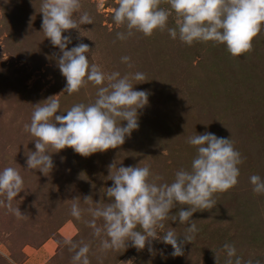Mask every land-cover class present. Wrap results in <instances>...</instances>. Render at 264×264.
I'll use <instances>...</instances> for the list:
<instances>
[{"label": "rangeland", "instance_id": "374dc122", "mask_svg": "<svg viewBox=\"0 0 264 264\" xmlns=\"http://www.w3.org/2000/svg\"><path fill=\"white\" fill-rule=\"evenodd\" d=\"M119 0H81V11L92 17V25L69 30L72 43L90 46V63L105 72L142 71L146 81L134 85L150 91L149 104L140 113V127L116 149L89 157L65 148L54 153V169L42 174L25 169L26 155L34 151L33 137L24 125L30 123L34 104L59 94L66 79L56 59L59 49L42 32L41 0H0V170L16 167L24 178V189L14 198L12 209L0 195V264H72L66 241L90 243V264H226L224 244L236 248L241 264H264V193H255L250 176L264 178V27L253 39L252 49L232 56L225 45L194 41L188 45L173 39L167 28L151 36L127 32L112 15ZM169 8L167 0L159 5ZM175 14L168 27H175ZM130 56L129 69L121 62ZM96 87L89 82L72 94L56 99L61 112L74 104L93 102ZM205 131L230 138L241 154L238 183L214 193L216 206L193 214L199 231L184 244L183 255L153 241L147 246L102 251L99 238L85 223L71 215L72 198L91 195L106 201L108 165H148L162 181L171 182L175 171L190 168L196 155L188 137ZM178 136V137H177ZM180 206L172 210L175 214ZM182 207V206H181ZM187 207V206H184ZM228 221V222H223ZM187 225L167 221L183 235ZM163 233L161 232V235ZM236 257H232L233 262Z\"/></svg>", "mask_w": 264, "mask_h": 264}, {"label": "clouds", "instance_id": "9594fccd", "mask_svg": "<svg viewBox=\"0 0 264 264\" xmlns=\"http://www.w3.org/2000/svg\"><path fill=\"white\" fill-rule=\"evenodd\" d=\"M169 8L160 7L161 0H119L112 19L127 32H117V39L124 40L133 32L151 36L154 31L167 28L169 35L191 45L194 41L215 42L226 46L234 56H241L252 49L253 39L264 27V0H167ZM81 0H41L42 32L51 44L59 49L55 57L61 75L66 79L64 89L34 104L30 123L24 125L36 139L35 150L26 155V168L51 172L55 165L54 153L71 148L83 157L97 152L116 149L140 127L141 111L149 104L150 91L136 89L134 85L146 81L142 71L105 72L101 66L90 63V46L78 43L69 48L72 37L69 30L81 29L93 23L87 11H81ZM175 14V27H168L170 15ZM121 62L129 69L134 67L130 56H122ZM89 82L96 87V96L88 104H74L66 112L59 111L56 97L78 92ZM178 137V136H177ZM195 147L196 155L190 168L175 171L171 182H161L148 165H108L112 184L105 189L106 201L94 202L91 195L82 200L72 198L71 215L85 221L99 238L102 251L134 247L143 250L147 246L153 253V241L170 245L173 256L183 255L185 243H190L199 231L193 214L216 206L214 193L226 191L238 183L241 154L230 138L205 131L187 139ZM250 183L255 193H264V178L253 174ZM24 189V178L13 166L0 170V195L12 209V201ZM179 207L173 214L172 210ZM182 206V207H181ZM187 206V207H184ZM187 225L183 235L166 222ZM228 222V221H223ZM161 232L163 233L161 235ZM74 254L72 264H90V243L66 241ZM228 260L226 264H241L236 248L224 244ZM236 257L233 262L232 257ZM123 264H133L130 259ZM247 264H251L248 261Z\"/></svg>", "mask_w": 264, "mask_h": 264}]
</instances>
